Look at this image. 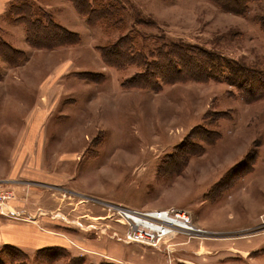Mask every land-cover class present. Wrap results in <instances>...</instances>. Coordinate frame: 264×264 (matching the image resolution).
<instances>
[{
  "label": "rangeland",
  "instance_id": "rangeland-1",
  "mask_svg": "<svg viewBox=\"0 0 264 264\" xmlns=\"http://www.w3.org/2000/svg\"><path fill=\"white\" fill-rule=\"evenodd\" d=\"M2 1L0 42L26 56L18 65L0 57V182L15 195L10 203L21 201L24 188L45 189L44 204L72 221L41 219L68 247L33 250L9 241L30 221L0 211V264H264V95L251 100L222 72L214 78L216 68L209 78L198 71L197 79L165 83L158 77L192 74L159 65L155 77H145L159 81L157 88L123 85L170 41L241 61L263 71L264 82L257 20L264 0H252L243 14L213 0H106L123 9L115 30L91 24L72 0ZM21 4L44 20L49 13L79 42L20 48ZM124 36L134 37L142 63L110 66L101 49ZM30 123L37 132H22ZM120 206L183 207L204 231L175 230L158 249L130 242ZM61 223L68 232L57 229Z\"/></svg>",
  "mask_w": 264,
  "mask_h": 264
},
{
  "label": "trees",
  "instance_id": "trees-1",
  "mask_svg": "<svg viewBox=\"0 0 264 264\" xmlns=\"http://www.w3.org/2000/svg\"><path fill=\"white\" fill-rule=\"evenodd\" d=\"M76 9L81 14L87 15L91 24L102 25L105 29L115 30L120 29L118 22H123V19H116V14H123V9L118 3H108L106 0H72ZM223 9L233 11L235 13L243 14L249 8V3L252 0H213ZM13 9V8H12ZM15 9L22 13L17 14V20L26 25V40L33 48L50 49L63 45L74 44L79 42L80 35L65 28L49 14H45V20L37 14L35 10L23 4L16 6ZM14 12V10H12ZM257 20L264 30V14L257 16ZM100 23H97V22ZM129 41L133 42L134 47L128 45ZM137 42L132 36V40L126 36L118 38L116 41L107 42L101 52L105 61L110 66L124 68L129 67L132 63H142L136 60V52L140 51L136 47ZM167 48L161 49L158 53L159 58L147 61L146 69L130 78H127L123 85L127 89L135 88H157L162 85L156 80L150 81L145 78L155 77L154 66L158 68L166 67L168 74H181L183 70L192 74L191 78L171 79L169 76H159L158 78L165 83H172L177 80L184 81L190 79H197L198 71L203 72L205 78L211 77V70L217 69V76L222 75L226 77L228 82L233 83L241 94L248 95L251 100L264 95V82L262 79L263 71L258 72L249 65L218 55L215 51L199 45L192 46L188 43H176L170 41L166 43ZM132 53V54H131ZM135 54V56H134ZM150 55H153L150 52ZM25 51L14 48L7 41L0 42V57L4 58L11 65H18L25 58ZM150 64L153 66L151 67ZM178 82V81H177ZM262 93V94H261ZM255 101V100H254ZM64 251V250H63ZM82 258H71L69 264H82Z\"/></svg>",
  "mask_w": 264,
  "mask_h": 264
},
{
  "label": "built area",
  "instance_id": "built-area-1",
  "mask_svg": "<svg viewBox=\"0 0 264 264\" xmlns=\"http://www.w3.org/2000/svg\"><path fill=\"white\" fill-rule=\"evenodd\" d=\"M4 182H0V211L7 216L16 214L10 201L15 195ZM129 227L125 231L126 240L130 242L145 243L152 247L161 248L162 237L173 234V231L182 230L194 236L204 229L196 223L192 213L183 207L170 206L162 209L140 210L127 206L118 209ZM122 220V219H121ZM134 229V231H133ZM136 232L135 234H133ZM167 246V245H166Z\"/></svg>",
  "mask_w": 264,
  "mask_h": 264
},
{
  "label": "crops",
  "instance_id": "crops-1",
  "mask_svg": "<svg viewBox=\"0 0 264 264\" xmlns=\"http://www.w3.org/2000/svg\"><path fill=\"white\" fill-rule=\"evenodd\" d=\"M4 7H5V3H3L2 0H0V13H2L4 11ZM75 12H76V10H75ZM72 13L77 14V13H74V11H72ZM20 48H22L24 50L29 49V44L27 43L26 38H25L24 44L21 45ZM33 122H35V121H33ZM21 130H22V132L28 131V133H34L35 131L37 132V124L30 123L29 125H27L25 127V129H21ZM29 136L32 137V134L31 135L29 134ZM14 147L17 148V146H14ZM40 149H41L40 153H42L43 150H42V148H40ZM15 157L16 156L14 155L13 158H15ZM39 157L40 158L43 157V153ZM39 160H42V159H39ZM39 163H42V161L41 162L39 161ZM256 180H261V179H256ZM44 193H45V189H38L37 190V189H31V188H24L22 193H21V195H22L21 201L19 200L20 199L19 198V199L15 200L11 203V207H12L13 211L16 212V214H14V215H16V216H14V217L9 216L11 219H8L6 217H4V218H6L8 220H14V221L22 218V219L28 220L30 222L26 226L27 229L21 232L22 235H17L15 237H12V239H14L15 242H14V240L9 239L10 242L17 244V245L24 247V248L28 247V248L33 249V250H35L37 248L39 249L41 247H48V246L51 247V246H55V245L64 246L66 248L68 247L67 243L62 241V238L59 237V235L58 236L51 235L49 228H51L52 226L47 228L48 226H46L44 224H40V220L43 218L47 219V217L51 218V219L62 218L66 223L72 221L71 219L66 217L68 215L65 212L57 211L56 209L51 208L50 206H47L46 204H44V202L46 201ZM20 205H22V206L20 207ZM205 222H206V220L204 221V223ZM60 226H62V227L57 228V229H59L62 232L67 231L69 228L67 225H65V223H61ZM85 264H89L88 261L85 262ZM155 264H164V263L163 262L162 263L157 262Z\"/></svg>",
  "mask_w": 264,
  "mask_h": 264
}]
</instances>
